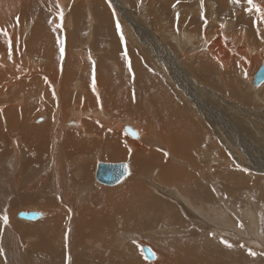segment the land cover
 I'll return each instance as SVG.
<instances>
[{"label":"bare ground","instance_id":"bare-ground-1","mask_svg":"<svg viewBox=\"0 0 264 264\" xmlns=\"http://www.w3.org/2000/svg\"><path fill=\"white\" fill-rule=\"evenodd\" d=\"M23 1L0 0V17L4 16L7 21L8 15L14 12L17 13L18 8H23V4H26ZM190 1L182 0L183 6ZM242 1L245 2V0H239V2L234 4L230 0H200V2L198 1L199 8L197 9H193L194 6L191 8L188 5L185 6L186 10L190 8L191 13L185 16L182 14L183 19H181L192 30H195L197 37L203 36L204 41L198 42L200 44L199 46L197 45L199 49L194 45L193 38L189 35L187 36V32L190 30L183 32L185 28H181L178 32H181L179 36H174V34L173 37L170 36L175 39V47L177 46L176 49H179L184 59L181 63L177 59L179 55L175 53L177 62L174 59L171 61V63L176 65H174L175 67L173 66L174 71L168 70V79L173 81L176 86L170 83L173 87L169 85L165 88L162 87L160 82L154 81L157 89L160 90L156 112L163 127L171 133L172 140L168 139L167 142L175 156H180L181 153L190 159L191 157L195 158V154L202 153L203 160L201 164L203 165L201 168L208 169L207 165L210 160L216 158L212 155L218 153L217 150L219 149L217 148L221 147L222 143V147H224L221 152V156L224 158L222 160L229 162L228 157L235 160L239 155L237 161L240 164H244V161L247 159H255L254 164L258 167L254 168L264 174V154L261 152L257 153L260 150L258 146L253 143L254 146L251 148L250 142L243 141V146L239 145L238 149L234 148L233 145H236L237 135L228 133L222 126L230 119L234 120L237 115L249 117L251 121L253 118L260 124V129H264V111L261 110L260 112L259 109L246 108L247 114H242V111L236 110L233 104L227 102L226 98L219 96L215 91L211 90V96L206 92L207 98L204 95L202 97L201 91L203 84L211 85L215 89H218V87L216 83H210L204 79L208 75L201 72L200 68L205 67L204 72H213L219 68L224 70L222 71L223 75H220L223 78V84L229 83L231 85L228 87V91L232 89V94L235 97L248 103L249 97L253 98L254 96L251 93L246 95L244 84L239 83V81L235 83L234 79L231 82L230 77L232 73H236L235 70L238 67L246 71L253 67L254 60L257 58L253 52L256 53L259 49L264 48V18H261L260 14L255 10L249 11L248 6L244 5L245 3L241 4ZM172 2L173 0L169 4ZM254 3L264 9V0H254ZM181 6L179 5L178 7ZM249 12L254 16L250 17ZM20 14L13 15V17L16 15L18 17L16 25L13 27L7 26L8 28H5V31L8 35H2V42L0 40V149L3 148L4 154L7 155L6 157L0 156V246L6 254V260L3 258L1 260L0 257V264H215L216 260L228 261L234 260V258L235 260L242 261L243 264L249 263V258L247 257H250L253 251L250 253L251 249L248 252L242 246L238 247L242 250L237 249L233 251L234 248H231L233 243L229 241H223L220 244L217 242L216 244L217 240L214 241L212 239V241L209 240L212 244L211 247H202L203 249L201 250H198V248L195 250L194 247H196L197 240L182 242L172 239L169 243H166L144 235L140 249L138 244L132 242L125 246V239L134 238L136 233L139 235L142 232L152 233L154 231L156 234L162 235L165 232L174 233L168 228L169 226L173 229L185 226L178 211V209L180 210L178 206L180 202L181 206L189 205V199H185L187 195H190L195 202L198 201L200 204H203L199 205L200 207H192L187 210L189 212L188 217L191 219L195 229L220 232V234L229 231L228 233L231 232L233 237L236 235L242 237L244 239H241L243 242L245 241L249 246L254 247L253 249H259L260 245L264 244V235L262 233L264 230L262 232L260 230V216H258L259 211L261 213L264 211L262 206L260 207V201H264V195L257 199L256 203L251 201L249 203L250 207L242 208V211L238 213L231 205L232 201L230 202L226 196L228 195L232 198L236 195L242 188L240 186L247 184L244 182L247 181L248 174L231 173L229 167L224 169L222 165L218 164L214 165V168L219 178L222 179L221 184L225 186L214 187L213 191L215 196H218L220 192L222 193L223 196L219 198L223 205L218 207L219 210L214 206H210L215 196L212 197L210 189L206 191L205 188H199L200 182L197 178V176L200 178L205 176L204 173L200 170V167H196V170H193L198 175L191 174L182 166L185 163L189 165L187 161L180 160L176 165L170 163L167 156V153L170 151L165 149L164 146L166 141L165 136L159 127L150 124V118L145 108L136 109L135 113L133 112L134 114H130L126 118L122 114L118 116L112 110L105 109V112L103 111L104 106L109 101L115 99L116 93L112 91L113 88L109 89L105 94L99 91V88L103 89L106 85L103 87L102 79H100L101 75L97 70V80L95 81L91 77L93 80L86 84L85 91L97 103L99 109H95V112H88L87 105L80 104L79 106L84 108L83 113L86 116H82V112L77 111L74 117L78 118V121L72 117L63 121L62 113L64 107L62 106V94L58 90H52L49 87L55 80L54 69H51V66H47L50 68L49 70L52 75L47 74L48 77L45 76L44 80L37 77L40 74V56L42 54L48 56L50 63H53L55 53L50 54L53 50L51 52L48 50L43 52L41 50L40 36L38 35V40L36 39L37 34H34L41 33L42 30H38L36 27L32 31L36 40L32 44H29L32 54L34 53V58L32 54L24 53L23 47L25 41H23V35L19 34L22 31L21 29L24 28L22 21L23 14ZM192 19H197L199 22H194ZM13 21L15 22V19ZM19 26L21 27L19 28ZM168 28L170 29V25ZM143 30L148 31L144 26ZM152 30L151 34H154L155 31L152 32ZM9 37L11 38V45L8 43ZM155 37L157 45H161L163 48L168 46L160 35L155 34ZM44 39L47 42H45L46 44L54 42L51 36L47 37V35H44ZM167 39L169 41V38ZM87 50L79 49L77 54L79 56L77 58L80 61H85L84 56L86 54L89 55ZM198 51L202 52L201 56L193 57ZM162 52L167 57L171 56H168V50ZM32 58V61H27ZM66 63L68 62L66 61ZM159 64L162 65L164 62H160ZM165 68L167 69L168 67ZM129 75L126 81L133 83ZM254 75L253 78L248 77L251 81V90L253 91L259 88V85L254 84ZM70 77H72L71 74H64L63 82H61L63 91L70 89L67 82ZM76 77L80 80V72ZM22 78H28L29 81L26 82ZM77 78H75L74 84L77 82ZM186 83H189L187 87H185ZM109 84L113 87L111 80ZM136 84L138 83L136 82ZM263 84L264 82L260 86ZM174 91L179 95L178 98ZM129 92L123 93L124 99L129 100L130 103L137 100L134 94ZM43 94L46 96L44 97L46 99V110L41 115L44 117V123L33 125L30 123L31 119L29 115L31 112H34L35 117L41 112L42 108L40 104ZM63 96L66 99V104H69L73 100L70 93H63ZM212 96L225 100L226 105H228L227 108L230 109V115L226 110H224V113L231 116L230 118L219 112V105H212L214 106V111L209 109L210 104L202 106L204 109L201 108L200 103H205L204 99H211ZM256 96L258 97L259 95L257 94ZM183 97L196 106L197 103L199 104L197 106L199 114L197 115L199 117L194 112L193 118L190 120L193 125L190 146L187 143H182L176 136L179 132L183 131L188 115V110H185L187 105L185 102L190 104L188 101L184 102ZM91 116L94 118L90 119ZM38 120L40 121L41 118ZM197 123L199 125L198 130ZM65 124L66 126L69 125V130L64 129ZM72 124L78 125V128H73ZM207 126L212 131L214 137L209 132ZM135 127H138L139 134L132 129H135ZM125 130L135 134L136 136H132L138 137V139L128 137ZM249 154L252 155L253 159L249 157ZM125 159L130 161H128L130 163L129 166V163H127L128 176L122 179L123 182L121 181V184L118 183L120 186L117 188H102L93 182V171L96 164L98 168L100 160L120 161ZM173 159L175 158L173 157ZM211 168L209 167V169ZM150 174L157 175L158 180L161 182L179 185V189L156 186V189L164 195L172 194L173 198L177 201L176 206L162 200L160 197L153 196L149 192L147 187L155 186ZM259 178V176L253 174V181L249 184L255 185L258 183ZM216 182L218 183V181ZM194 187L197 188L194 189ZM178 190L185 196V199L181 197ZM259 190L261 192L258 193H264L262 186L259 187ZM19 191L24 192L26 198L24 200H16L15 203L19 205L24 203L38 205V209L43 214H46L42 219L36 222L21 220L18 217V214L22 212L21 210L17 211L15 216L11 212L8 213L6 205L9 200L7 202L6 200L12 194ZM207 195L209 196V200L204 204L206 200L202 201L201 198L203 197L204 199ZM5 216L8 217L7 224L3 222V217ZM140 218H144L145 222H139ZM237 221L244 224L243 228H238ZM10 222H13L15 228L8 227ZM159 224H165L167 227L162 228ZM158 225L160 227L157 229L156 226ZM74 231L75 234H73ZM124 232H129L133 235L129 236ZM31 233L36 234L33 235ZM19 234L23 237V244L16 238V236L19 237ZM229 236L231 237L230 234ZM148 238L151 240H148ZM34 239H36L37 243L33 241ZM29 240L32 241L31 244H29ZM33 242H35L36 246L31 247ZM98 244L103 247L99 249ZM143 244L150 245L153 250L157 251L158 256L153 252L155 256L154 260L148 261L149 259L143 254ZM198 247L200 249L201 246L198 244ZM194 251H200V254L192 255ZM232 251H237L238 255H232ZM206 252L210 253V259H205L201 262L203 258L201 254H205ZM260 252L261 249L255 252L254 255L257 256ZM176 256L178 257V262L174 261L177 258Z\"/></svg>","mask_w":264,"mask_h":264},{"label":"rangeland","instance_id":"rangeland-1","mask_svg":"<svg viewBox=\"0 0 264 264\" xmlns=\"http://www.w3.org/2000/svg\"><path fill=\"white\" fill-rule=\"evenodd\" d=\"M198 1L200 2V0H194V1L191 0L189 3H186L183 6L182 0H173V2L171 4H169L171 2V0L170 1H167V0H27L26 1V0H24L23 3H26V4H23V8H18L17 13L14 12L13 14L8 15L9 18H7V21L5 20L4 16L0 17V19H1L0 20V29L5 30V28L7 29L8 27H13L14 25H16L15 23L17 22L16 20L18 19L17 15H19L21 13L20 15L23 14L22 21L24 24V28L21 29L22 31H20L19 34L23 35L22 36L23 41H25V45L23 47L24 53H27L30 55L32 54V49L29 48V44L30 43L32 44V42L35 41L36 39L39 40V36H40L39 41H41L40 46H42V47H40L41 50L43 52L46 50L51 52V50H53L50 53V54L55 53L53 56V63H50L48 56H46L44 54H42L40 56V58H41L39 60L40 74L37 77H40V78H42V80H44L45 76L48 77L47 74L50 76L52 75V73L50 72L49 69L50 68L54 69L53 71H54V79L55 80L52 84L49 85V87L52 90H58L62 94V106L64 107L63 113H62L63 121L70 119V117H72L73 119H76L78 121L79 119L74 117L75 116L74 114L77 111L82 112V116H86L85 113H83L84 108H81L79 106L80 104H86L88 107V112H95L94 111L95 109H99V106L97 105V103L94 100H92L87 95V93L85 91L86 84L89 81L93 80V79H91V77H93L95 81L97 80V78H96L98 76L96 73V70H97V72L101 75L100 79H102L103 87H104V85H106V87L103 89L99 88V91H101L102 93L105 94L109 91V89L113 88L112 91L114 93H116L115 99L113 101H109L104 106L103 111L105 112V109L112 110L118 116L120 114H122L126 118V117H128V115L134 114L135 113L134 111L136 109L145 108L148 115H149V118H150V124H153V125H156L157 127H159L165 136L166 141L164 143V146H165V149L170 151L169 153H167V156L169 158L170 163L172 165H176L177 162L180 160L189 162V165H187L185 163L182 166L185 167L191 174H193L195 176H197L198 174L193 169L196 170V167H200V170H202V172L204 173L205 176H202L201 178L197 176V178L199 179V182H200L199 188H205L206 191H208V189H210V193L212 194V197L215 196V193L213 191L214 187L219 188V187L225 186V185L221 184L222 179L219 178L218 174L216 173V169L214 168V165H218V164L222 165L224 169L226 167H229L231 173L232 172L236 173V174L247 173L248 174V177L246 176L247 181L244 182V183H247V184H245L246 186L245 185H241V186L239 185L240 188L242 187L241 190L238 193H236V195H234L232 198L228 195L226 196L230 202L232 201L231 205L233 206V208L235 210H237L238 213H240L242 211V208L245 209V207H250L249 203L251 201L256 203V200L259 199L262 195H264V193H258V192H261V190H259L260 186H262L263 191H264V174L261 171H258L256 168H254V167H258V166L254 164L255 159L252 158V155L249 154V157L252 158L253 160H251V159L245 160L244 161L245 163L244 164L242 163L243 166H242V164L239 163V161H237V158L239 155L236 157L235 160L230 159L228 157L227 159L229 160V162L226 160H222L224 158L221 156V152L223 151L224 147H222V143L220 142L221 147H218L217 149H219V150L221 149V150L220 151L217 150L218 153H215V155H212V156H215L216 158L213 160H210L209 164L207 165L208 169L207 168H201L203 165V164H201V161L203 160V157H202L203 154L202 153L195 154V158L191 157L190 159H188L186 156L182 155L181 153H180V156H175L172 153L171 148L167 142L168 139L172 140L171 133L166 128L163 127V125L159 121V116L156 112V110L158 109V100H159L158 96L160 94V90L157 89V85L155 84L154 81L160 82L162 87H165V88H167L169 85L171 87H173L175 84L173 81L168 79V75H169L168 70L171 69L172 71H174L173 68L176 65L171 63V61H172V59H174L177 62L175 53L177 55H179L177 58V59H179L178 61H181V63H182L183 59H184L183 54L179 51V49H176L177 46L175 47L176 41L174 38H172L173 34H174V36H179L181 34V32L180 33H178V32L181 30V28L182 29L187 28L186 30L183 29V32L189 31V30L191 31V32L190 31L187 32V36L189 35L191 38H193L192 41L194 40L195 46L200 45V44H198L199 41L200 42L204 41L203 36L197 37L195 35V33H196L195 30L194 29L192 30V28L188 24H187L188 25L187 26L186 22L184 23L182 20L183 19L182 14L184 16L186 14H190L191 13L190 8L192 6H194L193 9L199 8V2ZM211 1H214V0H211ZM230 1L232 3H234L233 0H230ZM246 1L247 0H245V2L242 1L241 4L245 3L244 5H247ZM191 2H193V3H191ZM148 3H149V5H148ZM179 5L180 6L182 5V6L178 7ZM187 5L190 6L189 10L188 9L186 10L185 6H187ZM24 6L26 9L24 8ZM182 9H183V11H182ZM208 11H210V9H208ZM186 12H188V13H186ZM61 13H62V17H61ZM14 14H17V15L15 17H13ZM192 14H196V13H192ZM180 15H181V17H180ZM249 15H250V17L254 16L251 12H249ZM11 17H13V18H11ZM91 17H92V19H91ZM13 19H15V22L13 21ZM2 20H4V21H2ZM8 20H9V22H8ZM135 20L137 23L135 22ZM192 20L194 22H199L197 19H192ZM91 21H92V23H91ZM178 21L180 24L177 23ZM191 21H189V22L191 23ZM129 22H131V23H129ZM1 24H3V25L1 26ZM91 24H93V25H91ZM117 24L119 25V29L117 28ZM130 24H132V25H130ZM135 25H137V26H135ZM169 25H170L171 30L168 28ZM178 25H180L181 27ZM140 26H142V27L140 28ZM143 26L148 29L147 32L145 30H143ZM20 27L21 26H19V28ZM35 27L38 28V30H42L41 33L38 32L39 34L38 33L34 34V35L37 34L36 39L32 33L33 28H35ZM162 27H164V28H162ZM152 28H154V29L152 30ZM113 30H114V33H113ZM151 30H152V32L155 31L154 34H151ZM155 34L158 36L160 35V37L166 41V45H168L166 47L167 49L163 48L161 45H157V39L155 37ZM191 34H192V36H191ZM44 35H47V37L51 36L54 39V42L46 44L47 42L44 39ZM116 35H117V37H116ZM0 36H1L0 40L2 42V40H3L2 34H0ZM170 36H172V37H170ZM134 38H135V40H134ZM167 38H169V41ZM170 38L172 39V41ZM154 39H156V40H154ZM151 41L154 43V45ZM195 41H197V42L195 43ZM135 42H136V44H135ZM149 42H150V44H149ZM79 49H82V50L88 49L87 51H88L89 55L86 54V56H84L85 61H82V60L80 61L79 58H77V56H79V55H77ZM166 50H168V52H169V53H167L168 56L171 55L170 57H167L162 52V51H166ZM133 51H134V53H133ZM160 52H162V53H160ZM257 52L256 53L253 52L255 54L254 56L257 58L254 60L253 67H251L252 70L250 68L246 71L245 69L242 70V69H239V67H238L237 70H235L236 73L235 74L232 73L230 75L231 82L234 79L235 83L236 82L238 83V81H239V83L244 84V88H245L244 92L246 95H248V93H251V95L254 94L253 98L249 97L248 103L244 100H241L240 98L235 97L232 94V92H233L232 89L230 91H228L229 90L228 87H230L231 85H229V83H226L227 85L223 84V82H222L223 78L220 75H223L222 71H224V70H221L217 67H216L217 70L215 69L213 71L214 73L213 72H204L205 67L200 68L201 72H203L205 75H208V76H205L204 79L210 83H216L217 87H218V89H215L211 85L203 84L202 85L203 87H201L202 97L204 95V97L206 96V98H207L208 95L206 92H208L210 94L211 90H213L219 96L226 98L227 102L233 104V106H235L236 110H239L240 112L242 111L241 112L242 114L246 113V111H245L246 108L247 109H255V110L259 109L260 112H261V110L264 111V84L262 86L259 85V88H257L256 90L253 91V90H251L252 86H250L251 81L248 79V77L253 78V75L261 67L262 61H264V48L259 49V51H257ZM199 53H200V51L196 52L195 53L196 55H194L193 57H195V58L198 56L200 57L202 52L200 54ZM153 54H154V56H153ZM36 55L39 56L38 54H36ZM33 56H34V53L32 54V57ZM69 57H71V58H69ZM87 57H89V58H87ZM162 57H164V58H162ZM33 58L31 60L29 59L27 61H32ZM72 59H74L73 62H72ZM115 60L119 61V62H116ZM66 61L68 63H66ZM158 61H159V63L164 62L165 65L164 64L160 65L158 63ZM193 61H195V60H193ZM84 62H85V64L83 65ZM256 63L258 64V66H256L257 65ZM167 64H169V65H167ZM90 65H91V67H90ZM117 65H119V66L117 67ZM47 66H51V67L48 68ZM92 66L94 69L92 68ZM112 67H114V68H112ZM165 67H168V68L166 69ZM158 69L160 70V72ZM219 70H221V71H219ZM79 72H80V77H81L80 80L82 81V85H81V81L76 77ZM112 72H114V73L111 74ZM66 73L71 74L72 77H70L67 81L70 89H66L65 91H63L62 90L63 85L61 84V82H63V76ZM127 74L128 75L130 74L129 76L133 80V83H129L126 81V79L128 77ZM133 76L136 78V81H135V78ZM75 78H77V82L74 84ZM23 79L26 82L29 81L28 78H22V80ZM22 80H20V81H22ZM110 80H111L113 87L109 84ZM224 80H226V79H224ZM134 81H135V83H134ZM211 81H213V82H211ZM136 82L138 84H136ZM170 83L172 85L173 84L174 85L172 86ZM219 84H220V86H218ZM126 85H127V87H126ZM188 85H189V83H186L185 87H187ZM256 87H258V86H256ZM150 90H151V92H150ZM127 91L128 92L130 91L131 93H133L134 97L137 98V100L132 101L130 103L129 100L127 101L126 99H124L123 93L127 92ZM139 92H140V94H139ZM63 93H70L72 95L73 100L69 104L65 103L66 99L64 98ZM174 93L176 94V96L178 98L179 95H177V93L175 91H174ZM257 94L259 95L258 97L256 96ZM73 96H74V98H73ZM210 96H211V94H210ZM44 97H46L45 94L42 95V99H41V104H40V107L42 108L41 112L38 115H36L35 117H34V115H35L34 112H31L29 115V118L31 119L30 123L33 125H41L44 123V121H43L44 117L41 116L45 113L44 111L46 110V108H45L46 99H44ZM183 99H184V102L188 101L185 97H183ZM208 100L204 99L205 103H203V102L200 103L202 109H204L202 106H204L206 104H210L211 106L209 107V109L214 111V108H213L214 106H212V105H219V112L220 113H223V115H225L224 110H226V111H228V114L230 115V111H229L230 109L227 108L228 105H226L225 100H220L218 97H215V96H212L211 99L208 98ZM217 101H218V103H217ZM188 102L190 104L185 102L187 104L186 105L187 108L185 107V110H188V115L186 117L184 129H183V131L179 132L176 136L179 140L182 141V143H184V144L187 143L188 146H190L191 145L190 137H191L192 131H193L192 121H190V120L193 118L194 112L196 113V115L198 114V107L197 106H199V104L197 103V106H196V105L192 104L190 101H188ZM58 103H59V101H58ZM232 110H234V109H232ZM215 111H216V109H215ZM232 112L235 113L234 111H232ZM229 115H227V116L230 118L231 116H229ZM235 115H236V113H235ZM88 117H89V115H88ZM39 118H41L40 121L38 120ZM93 118L94 117L91 116L90 119H93ZM252 121H254V122H252ZM252 121L250 120L249 117L246 118V117H242V116L240 117V116L236 115L234 120L230 119L228 122H225L222 126H223L224 130L227 131L228 133H230V134L232 133L233 135L234 134L237 135L236 136L237 141H235L236 145H233L234 148L238 149L240 147L239 145H242V146L244 145L243 141H248V142H250L249 145L251 148L254 146V144L256 146H258V148L260 150L257 153L261 152L264 154V129H260V124L257 121H255L253 118H252ZM66 124H68V123H66ZM66 124L64 125V129L69 130L68 129L69 125L66 126ZM71 126L73 128H78L77 127L78 125H75V124H72ZM198 126L199 125L197 123V130H198ZM132 129L135 130L136 133L138 132V134H139L138 127L137 128L135 127V129L134 128H132ZM208 130L212 134V136L214 137V135H213L212 131L209 129V127H208ZM128 132L125 130V133L128 137H131L132 139H138V137H133V136L129 135ZM259 133H261V134H259ZM11 134H12V132L10 133V136H11ZM238 138H240V139H238ZM257 141L260 143H258ZM0 156L1 157L7 156L4 154L3 148L0 149ZM235 156H236V154H235ZM173 157L175 159H173ZM128 161L129 160L125 159V160H120V161L100 160V162H99V160H98L99 163H106V162L107 163H111V162L113 163L114 162L115 164L123 163V162L127 164L130 162V161L129 162ZM232 161H234V162H232ZM129 165H130V163L128 164V166ZM209 167H212V168L209 169ZM208 170H211V171L208 172ZM96 171H97V164L95 165V168L93 171V182L102 188H117L123 182L122 181L119 185L117 184L115 186L104 185L96 179ZM204 171H206V172H204ZM253 174L255 176L260 177L258 183H256L255 185L249 184L253 181V179H252ZM150 176H151L152 180L154 181L155 186L147 187L149 192L153 196L155 195L156 197H160V198H162V200H164L170 204H174L176 206L177 201L173 198L172 194L171 195L170 194L164 195L163 193H161L160 191H158L156 189V186H164L166 188H178L179 189L180 188L179 185H177L175 183L161 182L158 180L157 175H151L150 174ZM214 179H216V180H214ZM216 181H218V183ZM227 185H226V188L228 189ZM196 188L197 187H194V189H196ZM237 188L239 189V187H237ZM233 189H235V188H233ZM176 191H177V189H176ZM178 192L181 194V197L182 198L184 197L183 199H185V196L179 190H178ZM240 192H242V193H240ZM222 196L223 195L220 192L218 194V196H215V198L213 197L214 200L212 201V204L210 203V206H214L217 210H219L218 207L223 205L222 201L219 198ZM25 198H26L25 193L22 191H19L18 193H15V194H12V196L6 200V202L9 200L8 204L6 205V210H8V213L11 212L13 214V216H15V213L19 210H21L22 212H26V213L34 212V213L41 214L42 217H40L38 220L42 219L43 216H45L46 214H43V212L40 209H38V205H33V204H29V203H24V204L19 205V204L15 203L16 200H24ZM187 199H189L188 200L190 202L189 205L181 206L180 205L181 202H180L179 206H178V207H180V210L178 209V211L180 213L181 219L183 221V224H185V226L183 225L181 228H177V229H173V228H171V226H169L168 228H170L174 233H172V232L166 233L165 231H163L165 233H162V235L156 234V232H154V231L152 233L142 232L139 235L136 233L135 234L136 236L134 238L133 237L129 238V240L125 239V241H126L125 246L132 242V243L138 244L139 249H140V246L142 245V241H143L142 237L144 235L151 237L152 239L156 238V240L163 241L166 243H169L170 240H172V239L173 240L177 239V240H180L182 242H193V241L197 240L198 242H197V244H195L196 247H194L195 250H197V248H198V250H201V249L206 248V247H211L212 244L210 243L209 240L212 241V239L214 241L217 240L216 244H217V242H219L218 244H220L223 241H229V242L233 243V246L231 247V248H234L233 251L237 250V249L242 250L241 248H238V247L242 246L248 252H250V249H251L250 253H252V251H253V253L255 254V252H257L261 249V252L259 255L255 256L252 253L250 257H247V258H249L248 259L249 263H246V264H264V246H263L264 244L263 245L261 244L259 249H256V248L253 249L254 247H251L247 243H245V241L244 242L242 241V240H244L242 237H238L237 235H236L237 237L236 236L233 237L231 232L228 233L229 231L226 233H221L222 234L221 235L220 232L218 233V232H212V231L202 230V229H197V228L195 229L194 225L191 222V219L188 217L189 212L187 210H189L192 207H194V208L200 207L203 204L202 203L200 204L198 201L195 202L194 199L190 195L186 196L185 200H187ZM201 200L202 201L206 200L204 202V204H205L209 200V196L207 195V197L204 199L202 197ZM260 202H261L260 207L262 206V209H264V201H260ZM263 212L261 213V211H259V213H258L259 214L258 216H260V220H262V221L259 220V222H260L259 226H260L261 232L264 230V213ZM38 220H36V221H38ZM36 221H31V222H36ZM139 222H145L144 218H140ZM236 223L239 226V227L237 226L238 228H243L244 224L242 222L239 223V221H237ZM12 224H13V222H10L8 227H10V228L14 227L15 228V225L14 224L12 225ZM233 224H234V222H233ZM260 224H262V225H260ZM159 225L162 226V228L167 227L165 224H163V225L159 224ZM159 225L156 226L157 229L160 227ZM232 226H234V225H232ZM194 232H196V233H194ZM124 233L129 235V236L133 235L132 233L130 234L129 232H124ZM262 233L264 235V231ZM31 234L35 235L36 233H31ZM73 234H75V231L73 232ZM223 234H225L226 236ZM229 234L231 235V237L229 236ZM18 236L19 237L16 236L17 240L21 244H23V242H24L22 240L23 237H21V234H19ZM207 236H209V237H207ZM210 236H211V238H210ZM214 236H215V238H214ZM220 236H221V238H220ZM148 240H151V239L148 238ZM33 241H36V239H34ZM31 242L32 241L29 240V244H31ZM199 242H201L202 244ZM36 243H37V241H36ZM198 244H199V246H201L200 249L198 247ZM33 246H36L35 242L32 243L31 247H33ZM97 246L99 249L103 247L102 245H99V244ZM147 246H149L148 248L152 249V251L154 253H156V255H157V251L153 250L152 246H150V245H144L143 244L142 248L147 247ZM25 247H27V245H25ZM2 250L3 249L0 246L1 260H2V258L6 260L5 251L3 252ZM233 251H232V255L237 256L238 252L237 251L233 252ZM195 254H200V251H194L192 253V255H195ZM201 255L203 256L201 262L205 259H210V257H209L210 253L209 252H206L205 254L202 253ZM237 260H235V258H234V260L231 259L228 261H225V260H218L217 261L216 260L215 264H243L242 261H240V260L237 261ZM148 261H150V260H148ZM174 261L178 262V257L175 258Z\"/></svg>","mask_w":264,"mask_h":264},{"label":"water","instance_id":"water-1","mask_svg":"<svg viewBox=\"0 0 264 264\" xmlns=\"http://www.w3.org/2000/svg\"><path fill=\"white\" fill-rule=\"evenodd\" d=\"M253 80L255 85H260L264 82V62L261 65L260 69L257 71V73L254 75ZM128 134L131 136H136L130 131ZM127 174L128 168L126 163H99L96 172V178L100 183L104 185H116L120 183L122 179L127 176ZM18 217L27 221H36L41 217V215L39 213L34 212H20L18 214ZM143 251L145 256L149 260L155 259L154 253L150 248L144 247Z\"/></svg>","mask_w":264,"mask_h":264},{"label":"snow or ice","instance_id":"snow-or-ice-1","mask_svg":"<svg viewBox=\"0 0 264 264\" xmlns=\"http://www.w3.org/2000/svg\"><path fill=\"white\" fill-rule=\"evenodd\" d=\"M233 2L237 3V2H239V0H233ZM247 6H248L249 11L255 10L257 13L260 14L261 18H264V9H262L259 5H256L254 3V0H247ZM61 17H62V13H61ZM117 28L119 29L118 24H117ZM0 34L5 35V36L8 35L7 32L5 30H2V29H0ZM8 43H9V45H11V38L10 37H9ZM3 222H4V224L8 223V217L7 216L3 217ZM227 246L230 247L231 245H227ZM253 255H254V253H253Z\"/></svg>","mask_w":264,"mask_h":264}]
</instances>
